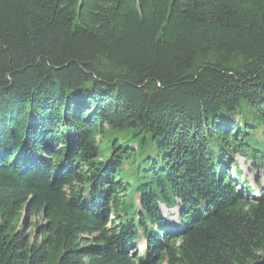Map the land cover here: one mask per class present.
<instances>
[{
    "label": "trees",
    "instance_id": "obj_1",
    "mask_svg": "<svg viewBox=\"0 0 264 264\" xmlns=\"http://www.w3.org/2000/svg\"><path fill=\"white\" fill-rule=\"evenodd\" d=\"M261 125L264 0H0V264L252 263Z\"/></svg>",
    "mask_w": 264,
    "mask_h": 264
},
{
    "label": "rangeland",
    "instance_id": "obj_2",
    "mask_svg": "<svg viewBox=\"0 0 264 264\" xmlns=\"http://www.w3.org/2000/svg\"><path fill=\"white\" fill-rule=\"evenodd\" d=\"M263 133L264 125H261L257 131L256 137L264 139ZM132 146L135 147V145ZM235 161L237 163V167L232 166V168L229 170L230 177L236 180L237 187L241 189L243 193L246 192L248 197L256 195L259 189L264 187V158L255 161L246 157L245 155L237 154L235 156ZM239 170L241 171V174L237 177L236 172L238 173ZM247 185L252 189L251 193L246 191ZM138 197V194H133V198L135 200H137ZM178 214L179 205L172 209L161 206V218L164 220V223L172 222L173 224H176L177 220L179 219ZM41 218V215L37 217L34 215L25 214L24 222L27 226L26 231L30 234L31 238L36 235V233H33V230L36 229V223L40 222ZM109 219H112L111 215L109 216ZM142 243H144V240L141 238L134 250L135 254H140L143 252Z\"/></svg>",
    "mask_w": 264,
    "mask_h": 264
},
{
    "label": "water",
    "instance_id": "obj_3",
    "mask_svg": "<svg viewBox=\"0 0 264 264\" xmlns=\"http://www.w3.org/2000/svg\"><path fill=\"white\" fill-rule=\"evenodd\" d=\"M250 264H264V256L259 258V259H257V260H255V261H253Z\"/></svg>",
    "mask_w": 264,
    "mask_h": 264
},
{
    "label": "bare ground",
    "instance_id": "obj_4",
    "mask_svg": "<svg viewBox=\"0 0 264 264\" xmlns=\"http://www.w3.org/2000/svg\"><path fill=\"white\" fill-rule=\"evenodd\" d=\"M174 208V207H173ZM170 223H172V222H170Z\"/></svg>",
    "mask_w": 264,
    "mask_h": 264
}]
</instances>
